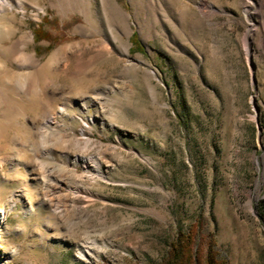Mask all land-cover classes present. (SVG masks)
<instances>
[{"label": "rangeland", "instance_id": "rangeland-1", "mask_svg": "<svg viewBox=\"0 0 264 264\" xmlns=\"http://www.w3.org/2000/svg\"><path fill=\"white\" fill-rule=\"evenodd\" d=\"M10 3L0 264H264V0Z\"/></svg>", "mask_w": 264, "mask_h": 264}, {"label": "trees", "instance_id": "trees-1", "mask_svg": "<svg viewBox=\"0 0 264 264\" xmlns=\"http://www.w3.org/2000/svg\"><path fill=\"white\" fill-rule=\"evenodd\" d=\"M42 32L37 30V38H41ZM133 41L138 47H142L137 39L136 34L133 35ZM197 228L193 224L188 228L187 232L180 233L175 240L170 243L167 254L158 264H198L200 251L196 250Z\"/></svg>", "mask_w": 264, "mask_h": 264}, {"label": "bare ground", "instance_id": "bare-ground-1", "mask_svg": "<svg viewBox=\"0 0 264 264\" xmlns=\"http://www.w3.org/2000/svg\"><path fill=\"white\" fill-rule=\"evenodd\" d=\"M66 1H67V0H66ZM18 2H19V1H18ZM0 3H1L0 10H4V9H6V6L11 4V3H10V0H0ZM68 3H71V2H68ZM68 3L63 2L61 5H62V7H64V6L67 5ZM63 4H64V5H63ZM67 6H68V5H67ZM249 9H250V7H246V8H245V13H246V14H249ZM251 33H252V30L250 29V30L248 31V33H247V40L250 39V35H251Z\"/></svg>", "mask_w": 264, "mask_h": 264}]
</instances>
